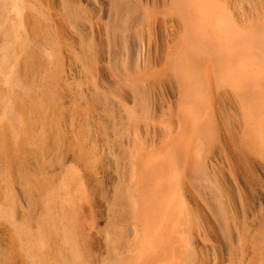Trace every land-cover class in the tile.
Segmentation results:
<instances>
[{"label":"rangeland","instance_id":"1","mask_svg":"<svg viewBox=\"0 0 264 264\" xmlns=\"http://www.w3.org/2000/svg\"><path fill=\"white\" fill-rule=\"evenodd\" d=\"M27 1L19 0L13 50L3 65L10 81L0 79V97L17 100L23 88L36 105L28 103L25 116L13 109L24 128L20 145L10 125L2 128L8 135L0 141V264H126L142 233L129 201L138 186L137 160L154 149L138 125L156 111V122L167 126L190 89L173 64L185 44L181 15L173 0ZM249 3L264 10V0ZM28 13L42 28L55 15L66 20L59 30L67 47L55 45L57 75L40 96L37 86L47 83L38 73L47 61L38 56L41 44H26L36 39L26 29ZM147 13L174 15L176 30L161 21L150 32ZM155 76L152 93L147 82ZM225 102L223 164L215 174L206 166L188 173L189 203L211 234L205 241L211 259L218 254L220 264H264V160L242 140L240 97L234 93Z\"/></svg>","mask_w":264,"mask_h":264},{"label":"bare ground","instance_id":"2","mask_svg":"<svg viewBox=\"0 0 264 264\" xmlns=\"http://www.w3.org/2000/svg\"><path fill=\"white\" fill-rule=\"evenodd\" d=\"M247 1L246 4H242L240 0H173L172 2L175 13L181 15L182 26L178 25V28L184 29L185 37V44H182L183 48L179 53L181 56L172 62L175 63L174 70L183 84L190 89L180 99L181 109L170 113L167 126L156 122L154 118L156 111L148 121L138 125L137 131L146 134L152 141L154 149L144 151L137 160L140 168L138 178L136 176L138 186L136 192L130 194L129 201L133 208L130 207L134 209V222L141 225L142 233L137 239L136 255L125 262L126 264H211V261L213 264H220L221 262L218 254L211 259L207 252L205 241L211 234L204 227L200 213L190 205L192 201L189 203L192 191L186 178L189 172L191 174L203 172L205 166L211 168L214 174L220 171L224 158L221 152L222 145L225 143L229 147V142L224 141L225 133L220 130L221 126L226 127L221 106L223 103L226 104L227 98L234 93H237L242 100L240 108V113H243L241 124L244 125L242 140L247 150L256 151V154L264 160V10L259 13L260 6L257 7L252 3L251 6L249 3L251 0ZM21 12L22 6L19 0H0V79L5 83L10 81L7 76L11 73L6 74L3 65L11 56L16 27L14 21L16 15ZM173 16L162 19L147 13L145 26L152 32L161 21L165 24L170 22L172 31H175ZM26 17V29L28 31L31 29L36 38L35 41L29 40L26 44L30 46L41 44L42 48H39L38 56L47 61L46 67L38 73L43 83H47L46 86L40 84L37 86L40 96L52 89L51 85L57 75V71L53 70L57 57L55 45L59 42L60 48V44L62 48L67 47L66 38L63 36L65 34L62 35L59 30L60 27L63 28L66 20L60 15H55L51 18L52 22L46 23V26L44 24L42 28L35 24L34 15L28 13ZM53 28L58 29L56 34L47 33ZM201 69L203 74L206 73L203 78L200 75ZM50 74H53L51 80ZM156 77L148 79L147 82V86L152 87V93L158 87L154 83ZM202 79H204L203 85ZM9 84L11 85L12 82ZM18 96L17 100L0 97V141L6 140L8 135L2 132L3 126L6 128L10 125L16 145L22 142L21 132L24 128L13 109L20 111L19 115L25 116L28 111L27 104L36 105L35 101L28 97L27 90L19 89ZM164 137L167 138L159 147L158 142ZM210 181H207V184ZM1 230L3 231L2 228ZM5 233L4 231V235ZM37 245L40 248L44 246L42 232ZM214 247L216 250L217 246Z\"/></svg>","mask_w":264,"mask_h":264}]
</instances>
